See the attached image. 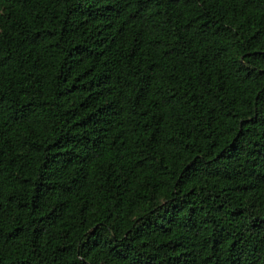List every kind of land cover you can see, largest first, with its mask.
I'll list each match as a JSON object with an SVG mask.
<instances>
[{"label": "trees", "instance_id": "trees-1", "mask_svg": "<svg viewBox=\"0 0 264 264\" xmlns=\"http://www.w3.org/2000/svg\"><path fill=\"white\" fill-rule=\"evenodd\" d=\"M0 264H264V0H0Z\"/></svg>", "mask_w": 264, "mask_h": 264}]
</instances>
